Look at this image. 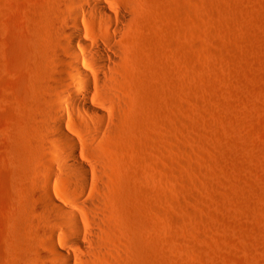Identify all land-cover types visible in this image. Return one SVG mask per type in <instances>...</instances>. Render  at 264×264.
Masks as SVG:
<instances>
[{"label": "rangeland", "instance_id": "1", "mask_svg": "<svg viewBox=\"0 0 264 264\" xmlns=\"http://www.w3.org/2000/svg\"><path fill=\"white\" fill-rule=\"evenodd\" d=\"M52 3L0 0V264H58L49 230L83 245L76 264H264V0L129 1L106 88L121 114L90 150L99 203L83 211L73 185H47L90 236L49 224L38 103L18 76Z\"/></svg>", "mask_w": 264, "mask_h": 264}, {"label": "bare ground", "instance_id": "2", "mask_svg": "<svg viewBox=\"0 0 264 264\" xmlns=\"http://www.w3.org/2000/svg\"><path fill=\"white\" fill-rule=\"evenodd\" d=\"M51 1V9L39 14V23L36 22L39 28L34 23V28L39 29V34L35 32V41L37 35H47L48 49L40 52L35 41L30 42L34 40L32 36L29 47L25 46L29 52L23 51L26 55L19 56L18 67L23 73L18 75V71L16 74L19 78L22 76V83L29 89L28 97L26 94L21 96L27 97L30 103L33 99L38 103L35 106L32 101L34 109H38L32 111L33 107H30V111L37 126L39 140L36 143L42 147L39 157L46 175L39 182V196L49 210V224L76 235L90 236L93 230L83 225L79 213L52 196L47 185L50 178H60L73 185L84 208L80 202L74 203H78L83 211L86 206L87 212L99 203L90 192L99 180L96 175L98 157L92 156L90 150L98 148L101 140L108 138L105 136H113L111 130L119 120L118 109L111 107L112 96L106 88L118 85L111 72L133 8L130 0ZM17 108L20 107L17 105ZM22 108L26 110V106ZM86 212L85 218L90 214ZM47 234V245L58 264L81 262L75 253L83 252V245L77 239H68L67 246L59 247L54 242L55 232L49 230Z\"/></svg>", "mask_w": 264, "mask_h": 264}]
</instances>
